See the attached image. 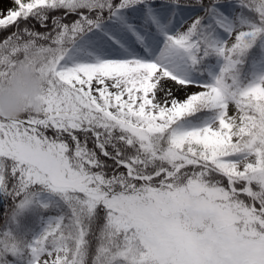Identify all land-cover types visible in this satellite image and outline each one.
<instances>
[{"label":"snow or ice","instance_id":"1","mask_svg":"<svg viewBox=\"0 0 264 264\" xmlns=\"http://www.w3.org/2000/svg\"><path fill=\"white\" fill-rule=\"evenodd\" d=\"M12 2L0 264H264V0Z\"/></svg>","mask_w":264,"mask_h":264},{"label":"clouds","instance_id":"2","mask_svg":"<svg viewBox=\"0 0 264 264\" xmlns=\"http://www.w3.org/2000/svg\"><path fill=\"white\" fill-rule=\"evenodd\" d=\"M43 83L28 67L19 68L8 82L0 84V118L13 119L42 107Z\"/></svg>","mask_w":264,"mask_h":264},{"label":"trees","instance_id":"3","mask_svg":"<svg viewBox=\"0 0 264 264\" xmlns=\"http://www.w3.org/2000/svg\"><path fill=\"white\" fill-rule=\"evenodd\" d=\"M59 14L60 13L54 12V13H51L50 15H59ZM67 19H68V21H71V20L75 19V17L69 16ZM25 24H27V26H29V27H34L37 31H40V32H44L45 31V29L44 28H41L40 25L35 20L29 19L26 22H24V21H21L20 22V26L21 27H24ZM49 27H51V24H49ZM13 30H14V28H11L10 27V28L7 29V31L0 32V40H2L3 37L7 36ZM48 134L51 135L52 133L49 132Z\"/></svg>","mask_w":264,"mask_h":264},{"label":"rangeland","instance_id":"4","mask_svg":"<svg viewBox=\"0 0 264 264\" xmlns=\"http://www.w3.org/2000/svg\"><path fill=\"white\" fill-rule=\"evenodd\" d=\"M14 4L12 0H0V13H6L8 9L13 8ZM190 91H195L196 89H189ZM177 95L183 98V93L178 92Z\"/></svg>","mask_w":264,"mask_h":264},{"label":"bare ground","instance_id":"5","mask_svg":"<svg viewBox=\"0 0 264 264\" xmlns=\"http://www.w3.org/2000/svg\"><path fill=\"white\" fill-rule=\"evenodd\" d=\"M180 93V92H179Z\"/></svg>","mask_w":264,"mask_h":264}]
</instances>
